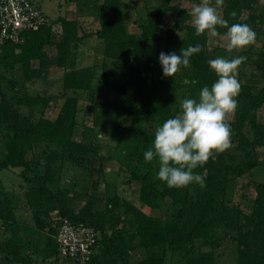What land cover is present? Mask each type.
Returning <instances> with one entry per match:
<instances>
[{"label":"trees","instance_id":"1","mask_svg":"<svg viewBox=\"0 0 264 264\" xmlns=\"http://www.w3.org/2000/svg\"><path fill=\"white\" fill-rule=\"evenodd\" d=\"M126 5L125 0H104L98 6L99 27L91 32L80 33L77 19L59 17L50 18L63 26L59 40L47 26L24 32L20 44L0 40V173L9 168L21 169L19 174L33 211L31 219L37 226L33 232H49L51 237L54 234V239L46 237L48 243L41 241L42 249L34 243L36 246L28 251V242L17 241L14 231V238H0L3 259L29 264L28 252L44 253L46 261L56 257L57 226L52 225L50 215L57 210L61 217L84 222L98 231V245L88 264H130L131 252L139 247L145 249L140 264H165L168 252L179 255L175 264H219L218 249L226 237L237 245L236 264H264V181L254 183L256 194L248 212L229 197L230 183L264 169V120L257 117L264 107V2L224 0L221 7L229 26L248 24L256 40L244 52L234 50L237 56L247 53L254 60L240 66L242 90L230 120L232 147L193 170L204 177L203 188L197 184L167 187L157 179L158 159L146 162L144 153L152 147L157 127L180 112L181 102L198 98L204 86L211 87L217 80L208 61L219 56L209 49L206 33L196 35L186 7L172 0H157L156 5L146 6L147 12L137 10L139 16L130 28ZM169 13L174 14V20L165 25ZM218 31L223 35L227 30ZM92 36L103 44V60L80 66L79 46ZM160 41L161 47L154 46ZM197 44L202 50L190 58V67L181 66L172 77L163 75L161 52L179 55L182 48ZM47 46H55L54 56L47 52ZM52 74L60 76L63 89L55 119L45 117L53 97L43 91L30 94L25 90L27 83L44 82ZM107 90L117 99L97 98V93ZM82 95L92 103V126L81 121ZM125 119L130 121L129 126ZM145 121L154 123L155 130L145 127ZM79 126L81 138L77 139ZM107 138L114 141L120 155L134 161V167L128 165V181L139 184L133 199L108 194L103 203L100 196L73 193V185L60 184L63 162L68 158L72 164L89 170V186L98 189L95 175H103L106 161L113 158L101 152ZM36 146L45 157L44 170L39 168L40 158H27ZM72 193L82 198L83 205L74 206ZM9 194L0 178V219L5 232L17 225ZM167 198L170 203L160 216L142 209L145 205L162 211ZM50 243L53 247L49 251Z\"/></svg>","mask_w":264,"mask_h":264},{"label":"rangeland","instance_id":"2","mask_svg":"<svg viewBox=\"0 0 264 264\" xmlns=\"http://www.w3.org/2000/svg\"><path fill=\"white\" fill-rule=\"evenodd\" d=\"M38 5L42 8V10L45 12V14L51 18L52 20L58 19L60 15H63V17H71V18H79L83 19V25L87 27V30H94L97 27H99L98 20H99V10L98 6L101 4L104 0H36ZM261 2H264V0H260ZM126 2V8L125 12L128 17V20H133L135 17H138L139 15H136L138 12L137 10H143L144 13L146 11V6H152L153 4H157V0H125ZM174 4H179L182 7H186L191 11L192 7L194 5H197L195 0H172ZM213 6H215V0L213 1ZM218 12L221 13V7L218 8ZM145 16V14L143 15ZM174 20V14L169 13L167 14L165 25L171 24ZM189 23H192L189 21ZM84 26V27H85ZM132 26H130L131 28ZM133 30V29H132ZM164 30V29H163ZM179 35V34H178ZM180 36V35H179ZM222 36V35H221ZM61 38V34H56V40H59ZM91 38V39H90ZM88 39H86L78 49V65H91L95 63H101L103 60V44L100 43L101 40H98L95 36H92ZM258 45H260V42H257ZM209 49L217 52V55L219 57H225V58H233L236 57L237 54L234 52L228 53L225 47V43L220 37H210L209 40ZM154 46L161 47L162 42H157L154 44ZM246 47L245 49H242L240 51H246L248 49ZM52 49H50V53ZM55 51V50H54ZM243 51V52H244ZM242 56L247 57V61L254 60V57H251L250 54L247 55V53L242 54ZM246 61V62H247ZM110 62V61H109ZM34 66H37V63H34ZM245 66V63L243 64V67ZM111 67V65H109ZM250 68V66H249ZM251 69V68H250ZM240 70V68H239ZM238 70V75L240 71ZM21 75V72L18 73V76ZM48 80H45L44 82H29L27 83V90L30 94H35L38 92H45L46 95L53 97V100L51 102V105L46 109L45 117L49 119H55L58 115V112L60 110V106L62 103V99H60V95L63 92L62 89V81L59 75L52 74L49 75ZM6 90L8 93L11 94V91L8 89V86L6 87ZM97 98L102 100H115L117 99V95L110 91H104L97 93ZM79 106L81 107L82 111L80 112L81 121H83L87 126H92V113L90 108L92 107V103L86 99L85 95H82L79 100ZM257 117L259 120H264V107L258 112ZM234 116L231 118L233 119ZM124 123L126 125H130V121L128 119H125ZM145 127L151 128L155 130V125L152 122L145 121L143 123ZM81 131L82 127L79 126L76 131V138H81ZM107 136H102V138H105ZM107 144H104L102 147V154H104L105 157L107 156H113L112 159H109L106 161L105 166V172L103 175L96 174L95 179H98L99 182V188L93 189L90 188L89 184L91 181V175L89 173V170L81 169L78 166L72 164L69 159L67 158L66 161L63 162V170L61 171L62 174V180H60V184L68 183L70 185H73L74 190L73 193H87L88 195H96L104 198L103 203H105V199L107 198L108 194L110 196L114 194H119L120 196L127 197L133 199L136 195V189L139 187V184L136 182H129L130 177V169L128 165H133L134 167V161H131L130 159H127L128 157L124 155H120L118 151L115 149L114 141L111 138H107ZM39 147H35L33 151H31L27 158L32 159L34 156L37 158H40L41 164L40 169L44 170V164L46 162L45 157L41 155ZM264 158V154L262 156ZM123 162V163H122ZM98 166V163H97ZM20 168H9L4 169L0 173V178L5 185V189L7 192H9V197L14 202V211L15 216L17 220V225H14L11 230H8V232H5V226L0 219V238L1 239H7L11 236L14 238V231L16 235L19 237V239L15 238L17 241L23 242L27 240L28 245L26 250H31L30 248L32 245L30 243L34 244V241L38 240V246L37 248L42 249L41 241L42 243H48L46 237H50L54 239V234H52V237L49 232H41L38 235L33 234V229H36V225L32 221V213L33 211L30 209L28 202H27V196H26V184L22 177L20 176ZM256 181H264V169H258L255 171L253 176H244L242 178L236 179L234 183L229 184V197L234 201L235 204H238L243 210L248 212L250 210V202L255 197L256 191L254 187V183ZM90 182V183H89ZM236 184V185H234ZM72 193V203L74 206H81L83 205L84 201L82 198H78L77 194L74 195ZM170 199L167 198L164 203V207L162 211L160 210H151L150 207L143 205L142 209L153 215L160 216L162 212L165 211L166 207L169 205ZM60 216L59 212L57 210H54L51 212L50 218L52 220V225L57 226V218ZM24 223L28 224V227L24 225ZM31 225V226H30ZM30 228V230H29ZM28 231H31L29 233ZM29 233V234H28ZM43 239V240H42ZM52 239V240H53ZM52 242V241H51ZM53 243V242H52ZM53 245L50 243L49 251L52 250ZM237 245L236 243L231 240V238L226 237L221 247L218 249L219 254V264H236V256H237ZM145 256V249L144 248H137L131 252V260L130 264H140V262L143 260ZM45 254L41 253L39 257H37L35 260L28 258L29 264H44L51 262L46 261L44 258ZM3 255L0 253V262L2 264H13L12 261H7L6 259H3ZM59 260V264H78L74 260L65 259L63 257H57ZM180 257L178 254H171V252L167 253L166 262L165 264H175L177 260H179Z\"/></svg>","mask_w":264,"mask_h":264},{"label":"clouds","instance_id":"3","mask_svg":"<svg viewBox=\"0 0 264 264\" xmlns=\"http://www.w3.org/2000/svg\"><path fill=\"white\" fill-rule=\"evenodd\" d=\"M223 5L224 0H215V6L212 0H201L192 7L190 16L196 35L206 33L209 37H220L228 53L254 44L255 31L244 23L229 26L218 12ZM235 15V12L231 13V16ZM218 29L227 31L221 36ZM201 50V45L197 44L182 48L179 55L161 52L159 63L163 75L172 77L181 66L190 67V58ZM246 61V56L210 59L208 64L217 80L211 87L204 86L198 98H185L180 112L157 127L153 145L144 153V160L152 162L158 159L157 179L167 187L182 188L191 184L205 187L204 177L193 170L232 147L230 120L236 113L237 97L242 90L238 70Z\"/></svg>","mask_w":264,"mask_h":264},{"label":"built area","instance_id":"4","mask_svg":"<svg viewBox=\"0 0 264 264\" xmlns=\"http://www.w3.org/2000/svg\"><path fill=\"white\" fill-rule=\"evenodd\" d=\"M51 27L54 37L63 34L60 22H53L32 0H0V40L16 44L23 42V34L41 27ZM59 255L88 264L98 245V231L84 222H71L59 216L55 235Z\"/></svg>","mask_w":264,"mask_h":264},{"label":"crops","instance_id":"5","mask_svg":"<svg viewBox=\"0 0 264 264\" xmlns=\"http://www.w3.org/2000/svg\"><path fill=\"white\" fill-rule=\"evenodd\" d=\"M33 2H35L36 4H38L37 3V1L36 0H32ZM96 1V0H95ZM60 17H63V15H60ZM64 18H67V19H77V20H79V22H80V26H81V29H80V33H85V32H91V31H94V30H96V29H94V30H87V27L85 26V25H83V20H84V18L83 19H79V18H71V17H65L64 16ZM134 20V19H133ZM133 20L131 21V20H129V25L130 26H135L134 24H132V22H133ZM99 21V20H98ZM98 24H99V22H98ZM85 26V27H84ZM97 38V37H96ZM91 39V38H90ZM101 43V42H100ZM50 49H52L51 50V52L52 53H50ZM46 50H47V52L50 54V55H52V56H54L55 54H56V48H55V46H47L46 47ZM55 50V51H54ZM77 57H78V55H77ZM78 61H79V57H78ZM31 226V225H30ZM29 233H31V231H28ZM28 233V234H29ZM33 234H35V235H37L36 233H33ZM12 237V236H11ZM27 240H25V242H26ZM38 240H36V241H34V243L36 244V245H38V242H37ZM32 246L34 245L33 243H30ZM36 245H34V246H36ZM29 253V256H30V258L31 259H36L37 257H39V255H37L35 252H28ZM39 253H41V252H39ZM22 254H23V252H22ZM11 258H12V255H9ZM59 256V254L57 253V255H56V257L55 256H52L51 258H49L48 257V262H51L52 264H59V260H58V257ZM44 264H49V263H44Z\"/></svg>","mask_w":264,"mask_h":264}]
</instances>
